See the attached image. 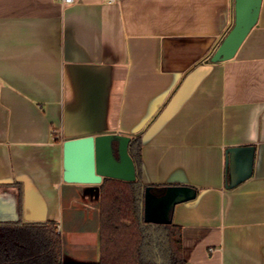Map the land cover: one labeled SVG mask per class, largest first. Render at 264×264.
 <instances>
[{"label":"crops","instance_id":"crops-1","mask_svg":"<svg viewBox=\"0 0 264 264\" xmlns=\"http://www.w3.org/2000/svg\"><path fill=\"white\" fill-rule=\"evenodd\" d=\"M234 18L235 0H0V222L61 232L69 206L97 219L99 260L101 184L64 180L65 141L142 132L144 181L198 188L173 211L186 264H264V0L236 55L205 62ZM238 146L255 169L229 189Z\"/></svg>","mask_w":264,"mask_h":264},{"label":"trees","instance_id":"trees-1","mask_svg":"<svg viewBox=\"0 0 264 264\" xmlns=\"http://www.w3.org/2000/svg\"><path fill=\"white\" fill-rule=\"evenodd\" d=\"M213 52L204 59L205 62L211 61ZM142 147L141 132L133 135L129 144L137 169L135 181L107 177L100 185L99 260L64 261L63 235L55 221L25 223L20 219L0 222V264H186L182 227L174 221L163 224L147 222L144 218L146 186L175 183L149 184L144 181ZM19 189L22 204L21 185Z\"/></svg>","mask_w":264,"mask_h":264},{"label":"water","instance_id":"water-1","mask_svg":"<svg viewBox=\"0 0 264 264\" xmlns=\"http://www.w3.org/2000/svg\"><path fill=\"white\" fill-rule=\"evenodd\" d=\"M263 0H235L233 27L211 55L217 63L233 58L246 37L257 24ZM132 136L101 132L65 141V178L69 183L101 184L105 178L125 181L137 179V169L129 152ZM256 147H230L226 152V186L233 189L249 179L255 169ZM198 189L188 184L162 187L146 186L143 212L147 222L171 223L175 206L194 199ZM100 194V192H99Z\"/></svg>","mask_w":264,"mask_h":264},{"label":"rangeland","instance_id":"rangeland-1","mask_svg":"<svg viewBox=\"0 0 264 264\" xmlns=\"http://www.w3.org/2000/svg\"><path fill=\"white\" fill-rule=\"evenodd\" d=\"M77 217L74 209L67 206L65 225L61 229L64 240V260L66 262L94 261L97 239L94 225L97 219L77 221Z\"/></svg>","mask_w":264,"mask_h":264},{"label":"built area","instance_id":"built-area-1","mask_svg":"<svg viewBox=\"0 0 264 264\" xmlns=\"http://www.w3.org/2000/svg\"><path fill=\"white\" fill-rule=\"evenodd\" d=\"M65 3H69V4H71V3H74L75 2V0H63ZM107 2H109V3H112V2H115L116 0H106Z\"/></svg>","mask_w":264,"mask_h":264},{"label":"flooded vegetation","instance_id":"flooded-vegetation-1","mask_svg":"<svg viewBox=\"0 0 264 264\" xmlns=\"http://www.w3.org/2000/svg\"><path fill=\"white\" fill-rule=\"evenodd\" d=\"M60 232V231H59ZM65 261V260H64Z\"/></svg>","mask_w":264,"mask_h":264}]
</instances>
